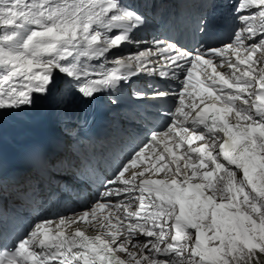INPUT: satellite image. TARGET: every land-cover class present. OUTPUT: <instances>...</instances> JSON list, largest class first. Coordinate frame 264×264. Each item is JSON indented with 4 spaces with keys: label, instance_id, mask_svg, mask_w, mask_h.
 I'll return each instance as SVG.
<instances>
[{
    "label": "snow or ice",
    "instance_id": "snow-or-ice-1",
    "mask_svg": "<svg viewBox=\"0 0 264 264\" xmlns=\"http://www.w3.org/2000/svg\"><path fill=\"white\" fill-rule=\"evenodd\" d=\"M199 5L189 24L148 40L137 35L148 18L135 0H0V121L49 97L71 119L77 98L116 104L141 76L179 82L132 93L175 97L166 123L145 109L144 138L81 211L38 219L11 247L0 237V264H264V0ZM218 10L235 27L213 46ZM128 47L136 51L119 55ZM29 159L18 185L37 194L55 174L45 145ZM73 178L59 177L65 188Z\"/></svg>",
    "mask_w": 264,
    "mask_h": 264
},
{
    "label": "bare ground",
    "instance_id": "bare-ground-1",
    "mask_svg": "<svg viewBox=\"0 0 264 264\" xmlns=\"http://www.w3.org/2000/svg\"><path fill=\"white\" fill-rule=\"evenodd\" d=\"M57 105H60L59 97H49L48 99L43 100L31 112L20 114L19 116L9 114L3 119V121H0V130H8V134L18 138L22 135L19 129L22 128L24 123H28L33 126L29 133H33L35 135L39 133H45L44 131L40 130L41 126H53L55 125L56 121H58V119L53 115V109H55ZM59 115L60 114L57 113V117ZM5 137H7L6 134H0L1 139H4ZM20 140H22V138H20ZM0 152L2 153L1 148ZM85 227H87V225H85Z\"/></svg>",
    "mask_w": 264,
    "mask_h": 264
}]
</instances>
